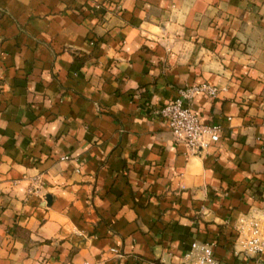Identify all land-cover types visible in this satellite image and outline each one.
I'll return each mask as SVG.
<instances>
[{
    "label": "crops",
    "instance_id": "1",
    "mask_svg": "<svg viewBox=\"0 0 264 264\" xmlns=\"http://www.w3.org/2000/svg\"><path fill=\"white\" fill-rule=\"evenodd\" d=\"M201 83L193 154L153 111ZM261 207L264 0H0V264H264Z\"/></svg>",
    "mask_w": 264,
    "mask_h": 264
},
{
    "label": "built area",
    "instance_id": "2",
    "mask_svg": "<svg viewBox=\"0 0 264 264\" xmlns=\"http://www.w3.org/2000/svg\"><path fill=\"white\" fill-rule=\"evenodd\" d=\"M218 87L209 83L188 85L179 89L178 97L156 108L153 114L166 122L174 139L183 143L193 154L209 148L221 139L222 127L207 123L194 109V99L198 94L216 97ZM239 253L256 256L264 252V207L242 215L235 225ZM181 264H221L215 253V244L209 241L192 242L183 254Z\"/></svg>",
    "mask_w": 264,
    "mask_h": 264
},
{
    "label": "water",
    "instance_id": "3",
    "mask_svg": "<svg viewBox=\"0 0 264 264\" xmlns=\"http://www.w3.org/2000/svg\"><path fill=\"white\" fill-rule=\"evenodd\" d=\"M198 151L201 152L202 150L199 148ZM46 201L47 202H50L51 201V196L49 194L46 195Z\"/></svg>",
    "mask_w": 264,
    "mask_h": 264
}]
</instances>
